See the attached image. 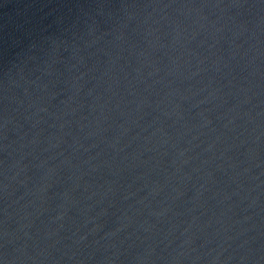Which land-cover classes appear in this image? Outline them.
Returning <instances> with one entry per match:
<instances>
[{
  "label": "water",
  "instance_id": "1",
  "mask_svg": "<svg viewBox=\"0 0 264 264\" xmlns=\"http://www.w3.org/2000/svg\"><path fill=\"white\" fill-rule=\"evenodd\" d=\"M0 264H264V0H0Z\"/></svg>",
  "mask_w": 264,
  "mask_h": 264
}]
</instances>
